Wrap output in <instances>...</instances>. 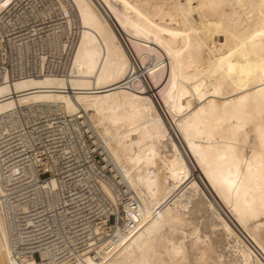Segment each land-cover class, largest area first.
Instances as JSON below:
<instances>
[{"label":"bare ground","instance_id":"6f19581e","mask_svg":"<svg viewBox=\"0 0 264 264\" xmlns=\"http://www.w3.org/2000/svg\"><path fill=\"white\" fill-rule=\"evenodd\" d=\"M17 2L0 13V264H71L86 237L94 264H140L177 218L175 259L259 264L264 191L227 183L197 129L256 100L241 85L264 63L261 0Z\"/></svg>","mask_w":264,"mask_h":264},{"label":"snow or ice","instance_id":"6c2138e0","mask_svg":"<svg viewBox=\"0 0 264 264\" xmlns=\"http://www.w3.org/2000/svg\"><path fill=\"white\" fill-rule=\"evenodd\" d=\"M206 4H198L195 6L193 11L207 7ZM242 7H247V5H241ZM18 7L17 0H0V13L7 14L13 8ZM184 8V5H180ZM188 7H192L191 4ZM214 7H228L227 4H218ZM261 14L264 15V0H261ZM37 20H40L38 15ZM153 28L156 27L155 24L151 23V20L147 21ZM169 35H185L182 33H169ZM257 35L264 37V28H262ZM255 37H253L254 39ZM171 55V53H170ZM233 55L232 52L228 53L230 58ZM222 58L221 63L224 59ZM175 74V69L173 70ZM258 72L260 75L258 78L253 77V73L250 71L248 73L249 80L242 83V87L248 93L244 96V100H248L250 96L255 95V102L249 106L248 104H243L235 114L231 117L225 113L222 117L214 118L211 122H205L197 129V134L201 138L207 137L209 143L216 141V151L219 154L218 158L223 161L227 168V179L226 182L231 186L235 187L236 183L245 184L252 186L257 184L264 191V63L258 66ZM175 88V84H173ZM254 90V91H253ZM192 95V93H187ZM201 95V86L197 85L195 89V95L193 99ZM213 95H219V92L213 93ZM168 100L169 107L172 108L173 112L176 111L174 107V100ZM227 107V105L225 106ZM204 109H200L203 111ZM183 111V109H180ZM182 127L186 128V135L191 131V126L188 122H185ZM222 153V154H221ZM201 162H205V158L201 157ZM36 163H39L37 161ZM233 169L235 171L233 172ZM44 171L47 168L43 169ZM243 177V179H241ZM52 186H55V181L51 182ZM45 187H48L46 185ZM262 208H264V199L261 201ZM183 220L177 218L172 221L171 228L168 225L156 224L153 226L154 234L157 239L152 241L151 245H144L139 248L140 252L146 255V259L140 261V264H188L187 261H182L175 259L174 257H180L184 254L183 244L181 241V246L177 247L171 239H165L166 229L180 232L182 231ZM187 235V233H184ZM135 235V229L133 231V236L127 238L128 241L132 242L133 247L131 249L126 248V251L133 252L137 247V241L133 239ZM87 239L85 238L84 249L88 247ZM141 241L143 237L139 238ZM127 243V241H125ZM171 244V247L168 245ZM84 249L80 250V256L71 261V264H94L92 258H87V252ZM42 251V250H41ZM21 256H26V259L21 261L19 258L12 259L9 256L8 264H50V261L37 257L33 259L26 253L21 252ZM57 264H60V260H57ZM65 264L68 261L65 260ZM95 264H105L104 261H96ZM111 264V262H109ZM117 264H122V262H117ZM199 264H206V261L201 260ZM259 264H264V256L261 257Z\"/></svg>","mask_w":264,"mask_h":264},{"label":"rangeland","instance_id":"374dc122","mask_svg":"<svg viewBox=\"0 0 264 264\" xmlns=\"http://www.w3.org/2000/svg\"><path fill=\"white\" fill-rule=\"evenodd\" d=\"M8 236V235H7Z\"/></svg>","mask_w":264,"mask_h":264}]
</instances>
